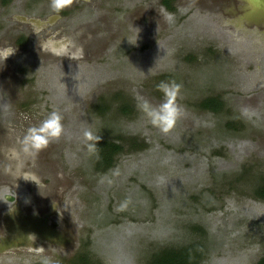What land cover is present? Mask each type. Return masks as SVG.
<instances>
[{"label": "rangeland", "instance_id": "374dc122", "mask_svg": "<svg viewBox=\"0 0 264 264\" xmlns=\"http://www.w3.org/2000/svg\"><path fill=\"white\" fill-rule=\"evenodd\" d=\"M239 1L0 6V264H148L190 246L198 264L257 263L264 23L249 17L264 15ZM170 81L181 115L164 133L137 97L158 107ZM208 98L219 111L202 108ZM52 111L64 135L26 156V130ZM89 128L119 146L105 170Z\"/></svg>", "mask_w": 264, "mask_h": 264}, {"label": "clouds", "instance_id": "9594fccd", "mask_svg": "<svg viewBox=\"0 0 264 264\" xmlns=\"http://www.w3.org/2000/svg\"><path fill=\"white\" fill-rule=\"evenodd\" d=\"M72 0H51L50 7L54 12H60L65 6L70 4ZM169 23L174 21V17H167ZM163 92L165 100L158 107H153L149 101L143 97H137L138 108L148 117L150 123L167 133L175 125L181 115V109L175 103L176 97L180 90V85L175 81L161 82L158 85ZM62 115L59 111H52L37 126L29 127L22 138V151L26 156L34 157L43 148H45L52 140L59 139L64 135V126L62 124ZM86 142L88 152L96 151V144L100 137L92 130L86 129L82 133ZM119 173H114L118 175ZM111 183V180L108 181ZM128 201L121 206L126 207Z\"/></svg>", "mask_w": 264, "mask_h": 264}, {"label": "trees", "instance_id": "16d2710c", "mask_svg": "<svg viewBox=\"0 0 264 264\" xmlns=\"http://www.w3.org/2000/svg\"><path fill=\"white\" fill-rule=\"evenodd\" d=\"M3 3L7 2L1 0ZM164 3L169 7L168 0H164ZM222 103L214 98H208L201 103L203 109L217 112L221 108ZM122 112H126V108L122 106ZM119 146L111 141H107L106 139H101L98 143V147L96 149L95 156L97 157V169L105 170L109 168L112 164V160L114 155L119 152ZM254 196L261 200H264V179L262 183L255 190ZM199 251H202L200 249ZM202 253L196 252L195 246H190L182 249H166L161 253L153 255L148 264H198V259H200ZM79 261H84L85 256L78 257ZM44 264V263H37ZM256 264H264V255L257 261Z\"/></svg>", "mask_w": 264, "mask_h": 264}, {"label": "flooded vegetation", "instance_id": "af4514ba", "mask_svg": "<svg viewBox=\"0 0 264 264\" xmlns=\"http://www.w3.org/2000/svg\"><path fill=\"white\" fill-rule=\"evenodd\" d=\"M4 1H7V2L3 3L0 0V6H6L8 4V2H9V0H4ZM230 1H235V0H230ZM243 1H245L248 4V6L251 8V11L254 10L253 8H255V10L258 11V12H260L261 10L264 11V0H243ZM168 3H169V6H170V9L173 10V8L171 7V4H170L171 2H169V0H168ZM163 4L167 7V5L164 2H163ZM255 10L252 12V14H254V15H255ZM263 11H262V13H260L261 15H264ZM249 19L253 20L254 22H260L261 21V22L264 23V19H261V18L257 19V18H255V16L254 17H249ZM50 231H51V229H50Z\"/></svg>", "mask_w": 264, "mask_h": 264}]
</instances>
